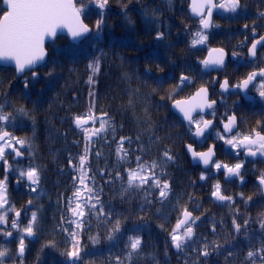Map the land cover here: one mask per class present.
Returning <instances> with one entry per match:
<instances>
[{
    "label": "trees",
    "instance_id": "obj_1",
    "mask_svg": "<svg viewBox=\"0 0 264 264\" xmlns=\"http://www.w3.org/2000/svg\"><path fill=\"white\" fill-rule=\"evenodd\" d=\"M76 4L93 28L91 35L79 44L63 35L48 43V60L35 70V78L31 71L17 77L12 67L0 66V104H5L6 112L12 111L9 105H13L23 106L29 113L17 115L14 122L0 127L27 140V157L20 162L39 173L35 192L9 184L8 208L22 209V214L18 228L10 226L6 230L19 238L33 212L37 222L33 238L25 240L22 257L16 256L17 242L6 241L0 231V246L9 250L4 264H71L66 255L71 240L63 229H75V225L69 226L61 218H71L69 198L79 186V157L86 145L85 167L91 177L86 182L99 193L105 211L111 210L112 216L109 223L103 216L86 215L87 223L76 230L82 249L77 264H115V257H125L130 238L136 237L141 240L140 253L125 264H184L185 260L194 264L198 253L192 249L201 247L204 238L210 245L215 241L221 247L218 251L210 247V255L201 256L198 264H251L245 259L247 252L256 251L264 243L260 226L263 193L252 178L245 183L230 180L214 166L204 170L193 164L185 150V144L193 138L190 126L171 109L173 101L204 84L202 61L211 47L222 46L224 19L217 18L210 29L204 30L207 40L193 46L194 34L201 26L191 14L189 0H109L104 9L97 6V0H76ZM101 14L104 23L97 32L95 25ZM158 32L164 33L162 39H157ZM97 60L99 70L93 75L89 64ZM181 74L189 76L191 83L177 89ZM130 97H134L131 105ZM90 110L97 118L95 128L102 120L108 121L106 130L93 136L91 142L74 123L75 116ZM85 127L93 128L92 122ZM122 137L131 138L124 141L128 151L124 161L117 156ZM165 149L173 157L163 164L162 179L171 188L168 198L161 203L158 189L148 197L151 203L135 188L125 193L126 170L136 167V156L147 163H160ZM217 160L231 162L233 157ZM11 161L10 177L17 171ZM3 173L0 165V175ZM217 183L223 195L233 197L232 202L212 196ZM248 197L252 199L248 201ZM184 207L200 219L194 226L195 243L189 242L190 247L180 252L174 249L169 233ZM234 218L242 225L239 233L234 231ZM117 219L120 231L112 232ZM246 219L249 223L245 228ZM256 264H260L258 258Z\"/></svg>",
    "mask_w": 264,
    "mask_h": 264
},
{
    "label": "snow or ice",
    "instance_id": "obj_2",
    "mask_svg": "<svg viewBox=\"0 0 264 264\" xmlns=\"http://www.w3.org/2000/svg\"><path fill=\"white\" fill-rule=\"evenodd\" d=\"M109 0H97V6L100 9H104L108 4ZM6 10L3 11L2 16H0V60H12L15 62V70L18 74L25 73L26 70L31 71V75L35 78L38 74L34 70V67L38 62L43 61L45 57L44 41L46 37H55L57 34V29L67 28L68 32L71 34L73 39L81 37L91 31L89 26L85 24L81 18L80 13L81 8H78L73 0H3ZM241 6V0H223L221 3H215L214 0H191L190 8L191 12L198 16L201 28L195 32V38L192 40V45L203 44L207 40V36L204 34V30L212 26V12L213 9H223L228 12H236ZM264 16V12L260 13ZM104 23L103 15L101 14V19L96 21V31L101 30V26ZM248 25H245L247 28ZM255 32V29H253ZM164 37L163 32L157 33V39H162ZM264 43V36L255 40L251 47L249 48V55L255 57L257 54V45ZM233 55H236L235 53ZM225 53L223 49H211L209 52V57L202 61L205 67L209 66H222L224 64ZM89 68L92 69L93 75H95L99 70V61L97 60L93 64H89ZM257 76L264 78V68H261L259 72L253 71L249 73L246 78L242 79L238 84L232 87L245 90L249 88L250 84L256 80ZM92 76H89V83H92ZM185 82L191 83L190 77L181 74L179 77V83L175 86L177 89L180 88ZM0 83H3L0 81ZM28 80L25 79L24 87H28ZM220 87L227 91L229 89V81L225 79ZM7 95V93H3ZM90 95H92L90 93ZM259 95L264 97V81L259 84ZM163 98V97H162ZM134 97H130L129 104L133 103ZM195 101V103H194ZM216 103L215 100H209L207 97V89L201 87L196 93L192 100H176L174 106L183 113L184 119L188 121L189 126L195 125L194 136L203 137L206 129L212 125L211 120H204L202 117L200 120L193 118L192 113L199 109L201 112L205 108L211 109ZM12 107V111H5V104H0V125L7 124L9 122H14L17 115L28 116V111L23 107ZM94 107V105H93ZM106 115V114H105ZM215 115V112H213ZM96 117L93 115L91 110L83 116H75L74 123L80 128L86 136V140L91 142L93 136L99 135V133L106 130V125L108 121L102 120L99 128H95ZM236 116H227V122L224 123V132L231 133L233 127L236 124ZM92 122L93 128L85 127L89 122ZM223 139L225 144L230 145L232 148H245L247 150V155L255 157L258 153L264 156V134L261 132H255L254 135H243L242 137L233 136L232 138H226L224 135L219 136ZM131 138L122 137L117 147V156L121 161H124L128 157V151L124 148V141ZM137 137V141H139ZM20 145L23 147L26 143V139H20L13 136L10 132L0 127V160L7 164L6 159V149H12L15 156H22L23 153L15 147L13 144ZM188 151L192 154L194 159L199 158L204 165H209L210 163L217 169H224L229 177L231 176H241L242 163H236L234 166H228L227 164H221L219 162L212 161V156L214 155V148H209L206 152L196 151L192 144L187 145ZM143 150V149H141ZM89 149L86 145L85 153L79 157V186L73 192V196L69 198L68 211L71 212V218L67 220L62 217V222L71 225H75V229L64 228L63 231L67 232L71 240V250L66 252L67 257L70 259L71 264H77V261L81 260V246L80 241L77 239V231L82 229L87 221L84 219L86 215H96L105 217V222H111L109 219L112 216V211H105V206L100 198L99 193L90 187L86 182L90 180L91 177L88 176L86 170V159ZM123 153V155H121ZM99 155V153H97ZM173 157L170 155L169 150L165 149L160 158V163L152 161L147 163L142 160L141 156H136V167L127 169V187L124 192H128L130 189L135 188L137 191L143 192L147 203H151L148 197L152 195L153 190L159 192L160 202L163 203L169 196L171 192L170 185L167 181L162 179L165 175L163 172V164L167 161H171ZM71 164V160L69 161ZM159 168L160 172L157 173L156 169ZM111 175V174H109ZM119 176L120 173H117ZM20 176H26L31 184L35 185L39 183V173L34 167H29V169L20 172ZM123 178V177H121ZM201 180L205 179L202 174ZM241 179H243L241 177ZM7 176L4 180H0V209H4L3 213H0V225L7 224V212L11 211V207L5 208L8 204L6 196V184ZM111 182V181H109ZM259 184L264 185V173L259 177ZM147 186V187H145ZM35 191V188L32 189ZM102 191V189H101ZM242 195V194H241ZM212 196L218 201H233V197L223 195L221 192L220 184L214 185V191ZM191 199V197H190ZM252 197H248L250 201ZM73 200L75 201V206H72ZM29 204L32 203L30 200ZM247 203V201H245ZM16 217L20 216V212H16ZM260 226L264 229V213L260 214ZM200 219L199 216H193V213L184 207L181 210V215L177 220L175 227L169 233L171 237L172 245L175 249L183 252L185 248L190 247V243H195L194 226ZM37 222L36 212L32 213L31 220L28 225L23 228V232L27 236L34 235V225ZM249 221L246 219L244 221L243 227H247ZM234 231L239 233L241 231L242 225L233 219ZM11 227L13 229L18 228V223L16 219L11 222ZM5 236H12L11 231H7L6 228H0ZM112 232L120 231V220L117 219L111 230ZM212 231L215 232V226H213ZM109 239H112V235H109ZM25 237L22 235L19 237V247L18 255L23 256L25 251L24 244ZM93 242H96V238H92ZM201 247L192 249L198 253L196 261L194 264H198L199 258L201 256L207 257L210 255L209 248L211 247L213 251H218L221 247L220 244L215 241L211 242V245L207 242ZM54 246V245H50ZM141 240L139 237L130 238V243L127 245L129 249L125 257L120 256L115 257V264H125V261L131 262L134 255H139L140 253ZM9 255V250L0 246V264H4L3 258ZM229 256L232 255L231 252L228 253ZM257 258L260 264H264V243L256 251L249 250L246 254L245 259L251 261V264H256ZM184 264H189L185 260Z\"/></svg>",
    "mask_w": 264,
    "mask_h": 264
},
{
    "label": "flooded vegetation",
    "instance_id": "obj_3",
    "mask_svg": "<svg viewBox=\"0 0 264 264\" xmlns=\"http://www.w3.org/2000/svg\"><path fill=\"white\" fill-rule=\"evenodd\" d=\"M221 2H223V0H215L217 4ZM4 10H6V8L3 4V0H0V16H2ZM262 12H264V0H241V6L236 12L221 11L217 8L212 17V26L216 23L217 18H223L224 28H222V30L225 35H221V38L223 37L222 46L216 45L211 47V49L221 48L225 51L224 64L207 71L204 70L206 67L203 64L201 70L205 75L204 84L200 85L190 95L183 98L190 97L203 87L208 90V99L210 101H216L211 109H206L194 115L193 118L196 120H200L201 117L204 120H211L212 125L206 129L203 137L194 136L195 125H192L190 127V132L193 137L192 142L186 143L185 147L187 144H192L195 150L199 152H206L210 147H213L216 157L214 162L227 164L228 166L242 163L243 167L240 170L241 176L229 177L223 168L220 170L223 172L226 179L239 180L244 183L247 182L249 178L254 179V182L258 185L261 192L264 193L263 186L258 182L260 175L264 173V156H261L259 153L255 157L249 156L245 148L241 147L234 149L230 145L225 144L223 139L219 138L220 135H224L226 138H232L233 136L242 137L243 135H254L255 132L264 134V97L259 95V84L264 81V78L257 76L253 84H250L249 88L245 90L232 87L246 78L249 73L253 71L259 72L261 68H264V43L257 45V54L255 57H251L248 51L255 40L264 36V16L260 15ZM245 25H248V27L245 28ZM212 26H210V28ZM217 28L218 26L214 27V29ZM253 29H255V32H253ZM234 53L236 55H233ZM0 66L2 67V65ZM225 79L229 81V89L227 91L220 87ZM1 94H3V92H1ZM5 97H8V95ZM4 101H7V99L5 98ZM213 112H215V115H213ZM231 115L236 116V124L231 133H226L224 132V123L227 122V116ZM185 123L188 124V122ZM10 133L17 138L23 139V137L15 135L12 131H10ZM13 144L25 154V157H27L28 151L26 150V144L23 147L15 144V141H13ZM14 157L16 156L12 149H6L7 164L0 160V165L4 170L2 176L0 175V180H4L5 176H7V180L5 181L6 190H8L10 183H13L16 188L23 186L25 189H28L24 186V183L27 184L25 177L18 176L14 173H12L11 177L8 175L10 171L8 165L10 163L9 159L12 160L11 162L13 164L20 162ZM217 157H233V160L224 163L218 161ZM218 171L219 170H216V172ZM241 177L243 179H241ZM10 178L12 179L11 181L9 180ZM8 204L5 205V208H8ZM17 211L19 210L8 211L7 224L0 226L4 228L10 227L13 219H16L18 223L21 216L18 218L16 217L15 214ZM3 212L4 209H0V213ZM22 235L25 237L24 244L26 246L25 240L32 239L33 235L27 236L24 232L21 236ZM5 240L17 242L16 256L21 257L18 255L19 238L12 234L10 237L6 236Z\"/></svg>",
    "mask_w": 264,
    "mask_h": 264
},
{
    "label": "water",
    "instance_id": "obj_4",
    "mask_svg": "<svg viewBox=\"0 0 264 264\" xmlns=\"http://www.w3.org/2000/svg\"><path fill=\"white\" fill-rule=\"evenodd\" d=\"M190 1V4H191V0H189ZM73 2L76 4V1L75 0H73ZM214 2H215V0H214ZM5 6V5H4ZM77 6V5H76ZM190 10H191V8H190ZM217 9H213V12H212V17H213V14H214V12L216 11ZM192 13V12H191ZM192 16L194 17V18H198V19H200L198 16H196V15H194L193 13H192ZM212 17H211V21H212ZM80 18H81V20L85 23V24H87L86 22H85V20H84V18H83V16H82V14L80 13ZM88 25V24H87ZM89 26V28L91 29V31L89 32V33H87V34H85V35H83V36H81V37H78V38H76V39H73V37L71 36V34L68 32V29L67 28H59V29H57V34H56V36L55 37H46L45 38V41H44V49H45V57H44V59H43V61H40V62H38L37 63V65L34 67V69H36V68H38V67H40V66H42L46 61H47V59H48V56H49V51H48V49H47V44L49 43V42H54L55 40H56V38L58 37V36H60V35H64V36H66L72 43H74V44H78V43H80L82 40H84L86 37H88L91 33H92V27L90 26V25H88ZM213 49H221V48H213ZM211 50V49H210ZM210 50L208 51V54H207V56H206V59L209 57V52H210ZM224 53H225V51H224ZM225 55H226V53H225ZM0 65H2V66H11V67H13L14 69H15V62L14 61H12V60H0ZM216 67H218V66H209V67H206L204 70H211V69H214V68H216ZM26 71H28V70H26ZM25 71V72H26ZM17 73V72H16ZM24 73H22V74H18L17 73V75L18 76H21V75H23ZM207 89V88H206ZM198 91V90H197ZM196 91V92H197ZM195 92V93H196ZM195 93L193 94V95H191L190 97H188V98H183V99H177V100H192V98L195 96ZM207 97H208V90H207ZM176 101V100H175ZM175 101H173L172 102V104H171V109L183 120V121H185V122H188L186 119H184V116H183V113L182 112H180V110L178 109V108H176L175 106H174V102ZM194 103H195V101H194ZM214 106V105H213ZM206 109H209V108H205L203 111H205ZM202 111V112H203ZM198 112H201L199 109H197L196 111H194L193 113H192V115H193V117H194V115L195 114H197ZM188 145V144H187ZM187 145H186V151H187V153H188V155H189V157L191 158V160H192V163L193 164H195V165H200L203 169H209L211 166H212V163H210L209 165H204L203 164V162L199 159V158H196V159H194L193 157H192V154L188 151V149H187ZM211 148H213V147H211ZM195 149V148H194ZM208 151V150H207ZM24 157H25V155L23 154L22 156H19V157H14L16 160L17 159H24ZM215 154L212 156V161H214L215 160ZM26 181H27V183L28 184H31V182L27 179V177H26ZM258 182H259V180H258ZM263 186V190H264V185H262ZM18 212H20L21 213V211H18ZM194 216V215H193ZM175 249V248H174ZM176 251H178L177 249H175Z\"/></svg>",
    "mask_w": 264,
    "mask_h": 264
},
{
    "label": "rangeland",
    "instance_id": "obj_5",
    "mask_svg": "<svg viewBox=\"0 0 264 264\" xmlns=\"http://www.w3.org/2000/svg\"><path fill=\"white\" fill-rule=\"evenodd\" d=\"M12 167L14 169H17L15 174H17L18 176L20 175L21 171H25L26 172L29 169V167H26L25 164L23 165L22 162L15 163L14 165H12ZM24 186L27 187L31 192H35L36 191V184L31 186V185H28V184L24 183ZM33 188H35V191H32Z\"/></svg>",
    "mask_w": 264,
    "mask_h": 264
},
{
    "label": "bare ground",
    "instance_id": "obj_6",
    "mask_svg": "<svg viewBox=\"0 0 264 264\" xmlns=\"http://www.w3.org/2000/svg\"><path fill=\"white\" fill-rule=\"evenodd\" d=\"M8 132H10L11 130H7Z\"/></svg>",
    "mask_w": 264,
    "mask_h": 264
}]
</instances>
